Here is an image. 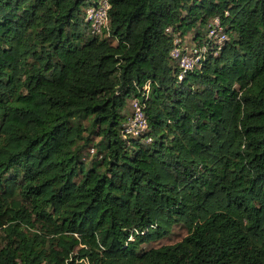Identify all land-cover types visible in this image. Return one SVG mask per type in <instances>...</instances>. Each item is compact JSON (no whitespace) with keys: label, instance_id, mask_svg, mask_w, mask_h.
Listing matches in <instances>:
<instances>
[{"label":"trees","instance_id":"16d2710c","mask_svg":"<svg viewBox=\"0 0 264 264\" xmlns=\"http://www.w3.org/2000/svg\"><path fill=\"white\" fill-rule=\"evenodd\" d=\"M96 1L0 0V264H264V0Z\"/></svg>","mask_w":264,"mask_h":264},{"label":"built area","instance_id":"2783aa9c","mask_svg":"<svg viewBox=\"0 0 264 264\" xmlns=\"http://www.w3.org/2000/svg\"><path fill=\"white\" fill-rule=\"evenodd\" d=\"M86 9L87 17L85 16V19L89 23L90 32L93 34L101 33L102 29L107 25V0H98L96 4L86 7ZM208 36L209 38L214 39V41L217 43L225 40L226 37L219 27V21L217 18L213 20L212 27L208 31ZM178 41V39H175V43H178ZM205 50V45L197 47H181V45L176 44L172 48L170 54L174 59L177 60L179 68L181 69L179 73V79H181L187 71L192 70L194 67L200 64ZM131 107L132 113L125 131L126 133H131L134 136H137L141 131L146 129L147 123L142 111V107L137 100H132Z\"/></svg>","mask_w":264,"mask_h":264},{"label":"rangeland","instance_id":"374dc122","mask_svg":"<svg viewBox=\"0 0 264 264\" xmlns=\"http://www.w3.org/2000/svg\"><path fill=\"white\" fill-rule=\"evenodd\" d=\"M97 2L98 1H96L95 4ZM87 9L84 8V13H83L84 14V20L85 21H86L85 16H86ZM191 40H192V36H191V33H189L184 38V42L181 43V47H188V45L192 44ZM131 102L132 101L130 100L129 101V113L131 112ZM92 153H93V150L90 149L89 150V156H88V159L87 160L90 159V156L92 155ZM185 233H186V230H185L184 227H182L181 225H174L172 227V229H171V232L169 234H166L162 238H156L155 240H152V241L148 242L147 244H144L143 247L150 248V247H155V246H161V245H164V244H172V243L180 240L185 235Z\"/></svg>","mask_w":264,"mask_h":264}]
</instances>
